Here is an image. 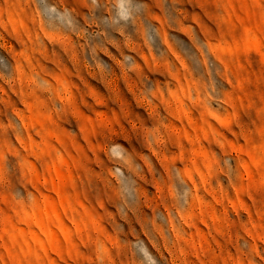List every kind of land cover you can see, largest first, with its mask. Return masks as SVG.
Masks as SVG:
<instances>
[{
	"label": "rangeland",
	"instance_id": "374dc122",
	"mask_svg": "<svg viewBox=\"0 0 264 264\" xmlns=\"http://www.w3.org/2000/svg\"><path fill=\"white\" fill-rule=\"evenodd\" d=\"M0 264H264V0H0Z\"/></svg>",
	"mask_w": 264,
	"mask_h": 264
}]
</instances>
